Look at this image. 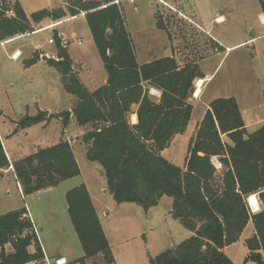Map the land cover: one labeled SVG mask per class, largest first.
<instances>
[{
	"label": "trees",
	"instance_id": "trees-1",
	"mask_svg": "<svg viewBox=\"0 0 264 264\" xmlns=\"http://www.w3.org/2000/svg\"><path fill=\"white\" fill-rule=\"evenodd\" d=\"M115 1L75 0L67 9L45 8L28 15L18 0L8 7L7 0H0V41L32 33L47 19L55 23L85 13L107 82L88 89L74 72L69 51L56 33L58 59L43 58L59 71L64 88L77 101L72 110L55 116L61 117L64 125L69 124L71 115L79 125H91L82 136L87 156L102 166L108 191L117 203H137L148 211L164 196L173 199L171 216L193 234L151 256L150 264H234L223 249L238 241L249 221L256 233L246 240L250 253L245 262L264 264V123L249 132L236 97L215 98L191 138L185 166L163 156L173 139L187 130L195 83L205 75L199 60L188 59L186 54L178 53L180 62L166 56L141 64L123 8ZM259 1L264 13V0ZM9 11L13 13L8 15ZM155 19L156 27L172 39L174 21L160 11ZM183 38L187 43L186 36ZM208 39L210 48L222 47ZM39 59L36 52L27 65ZM152 88L162 92L159 100L152 97ZM133 114H137L136 123L131 122ZM40 119L28 117L20 126ZM215 157L223 166L219 178ZM10 165L0 140V169ZM12 165L25 196L81 175L68 140L39 148ZM251 195L250 204L257 212L249 205ZM66 201L84 251L76 262L88 264V259L101 254L112 264V247L87 185L82 182L69 189ZM33 227L27 207L0 216V264H30L44 258L37 234L27 232ZM7 245L12 246L11 251L6 250Z\"/></svg>",
	"mask_w": 264,
	"mask_h": 264
},
{
	"label": "rangeland",
	"instance_id": "rangeland-1",
	"mask_svg": "<svg viewBox=\"0 0 264 264\" xmlns=\"http://www.w3.org/2000/svg\"><path fill=\"white\" fill-rule=\"evenodd\" d=\"M14 1L7 0L5 7L12 6ZM18 1L30 15L45 8L67 9L75 0ZM165 1L174 8L159 0H135V3L121 0L119 5L123 8L133 36L139 62L147 60L148 50L160 54L162 43L170 41L176 46L177 53L186 54L188 59L199 60L200 70L212 76L209 81H203L202 86L206 83L203 94L196 98L194 91L192 100L190 99L193 113L187 130L178 134L170 146L162 151V155L167 159L184 167L191 138L207 110V100L234 96L240 102L250 130L260 126L256 124L260 119L264 122V23L259 17V0ZM158 11L175 22L171 25L172 39L164 30L156 27L155 14ZM179 12L187 13L205 29H210L211 35L222 42L223 47L219 51L210 48L208 35ZM12 13L7 12L8 15ZM220 14L225 17L224 22L215 20ZM68 18L59 21L61 23L51 29L31 33L26 38L0 45V138L12 156L21 152L32 154L37 148L36 144H51L52 140L58 142L62 137L69 139L73 144L72 149L79 162L81 175L64 180L51 190L23 198L13 173L1 172L0 216L27 207L46 257L51 259L53 256L65 255L69 260L67 264H80L75 260L82 257L84 251L67 210L66 193L85 182L94 196L100 199L98 207L106 226L116 221V225L121 226L122 232L112 236L114 249L121 252L119 256L123 257L127 264H150L151 256H156L191 236L190 231L170 215L173 199L165 196L157 206L146 211L137 203L119 204L111 194H102L101 187L107 185L103 168L98 162L89 160L82 137L76 136L83 126L74 121L65 131L63 119L55 116L56 112L73 109L77 101L76 96L64 88L61 74L55 67L50 66L43 56L37 62L27 65V60L36 52L42 55L49 53L51 57L44 55L46 58L57 56L55 34L58 33L61 39L60 34L64 33L68 39L66 47L73 65H77L73 70L77 69L81 82L93 90L105 82L107 72L86 17L77 15L73 19ZM53 23L47 19L36 27L43 28L44 25ZM73 33H76V39L83 38L84 42L78 44L77 40L72 38ZM181 34L188 39V46ZM253 36L260 37L230 50L226 48ZM50 38L55 42L49 43ZM36 45H42L41 51H36ZM16 47L22 50L23 56L12 60L9 55ZM203 55L206 56L202 57ZM198 82L195 83V90ZM40 111L53 114L42 117L29 126H20L24 119L36 117ZM130 119L134 123L133 115ZM90 129L91 126L84 130L85 133ZM213 161L219 178L223 171L222 163L219 157L213 158ZM107 200L111 201L115 211L114 215H109L108 218L104 217L103 213L109 212V209L103 212L102 208ZM254 229V223L251 221L244 235L251 236ZM11 249V245L6 246L7 251ZM233 249L237 264H246L243 245L239 244ZM92 264H105L104 258H95Z\"/></svg>",
	"mask_w": 264,
	"mask_h": 264
},
{
	"label": "crops",
	"instance_id": "crops-1",
	"mask_svg": "<svg viewBox=\"0 0 264 264\" xmlns=\"http://www.w3.org/2000/svg\"><path fill=\"white\" fill-rule=\"evenodd\" d=\"M166 2V1H165ZM132 3H135V1L134 2H132ZM152 4L154 5V2H152ZM168 6H170V7H172V8H174L172 5H170V4H167ZM137 7H135V9H136ZM25 10V9H24ZM26 12V11H25ZM180 14H182V16H184L185 17V19L186 20H188L189 22H191L192 24H194L195 26L197 25L198 26V28H200V30H202L206 35H208L209 37H211V38H213V39H215V36H212L211 35V33H210V29L209 30H207V29H205L201 24H199L198 22H196V20L194 19V18H192V17H190L187 13H185V12H179ZM80 15H83V16H85V14H80ZM222 17L223 18V20L222 21H219V17ZM76 17V16H75ZM75 17H70L71 19H73V18H75ZM259 17H260V20H261V22L262 23H264V13L262 12V10H261V12L259 13ZM215 20L217 21V22H224V20H225V17L223 16V15H217L216 17H215ZM61 23V22H60ZM60 23H53V24H47V25H44V27L43 28H41L40 29V31H43V30H47V29H51V28H53V27H56L57 25H59ZM40 31H38V32H40ZM37 33V32H36ZM76 33H73V35H75ZM61 35H64V36H66L64 33H61L60 34V37H61ZM260 36H253L252 38H250V39H246V40H243V41H241L240 43H237V44H235L234 46H227L226 48H227V50H230V49H232V48H234V47H236V46H239V45H242V44H244V43H248V42H252V41H254V40H256L257 38H259ZM170 38V37H169ZM30 40L32 41L33 40V38L31 37L30 38ZM222 47H223V44H222V42H220L218 39H215ZM161 53L160 54H156V53H154L153 51H151V50H148L147 51V53H148V58H147V60L145 61V62H140L141 64H143V63H147V62H150V61H152V60H155V59H159V58H163V57H166V56H174L175 58H178V60H179V62H180V58L178 57L179 56V54L176 52L177 50H176V46L172 43V42H167L166 44H164V43H162V45H161ZM175 48V49H174ZM17 50H19V51H21V53H22V55L19 57V59L23 56V52H22V50L20 49V48H18V47H16L11 53H10V55H9V57L12 59V57H11V55H12V53H14L15 51H17ZM137 51V50H136ZM217 51H219V50H217ZM57 53V52H56ZM41 54V53H40ZM12 60H18V59H12ZM138 60H139V58H138ZM202 60V59H201ZM27 62H28V60H27ZM200 64V63H199ZM200 66V65H199ZM73 67L75 68V65H73ZM76 68H77V65H76ZM202 71V70H201ZM74 72L77 74L78 73V71H77V69L76 70H74ZM202 73L204 74V75H208L207 73H204L203 71H202ZM78 76V75H77ZM210 76V75H209ZM79 77V76H78ZM212 78V76H210V79ZM80 79V78H79ZM204 79V78H203ZM209 79V80H210ZM62 80V79H61ZM208 80V81H209ZM205 82H206V80H204ZM107 82V78H105V82L103 83V84H105ZM84 84V83H83ZM102 84V85H103ZM205 85H206V83H205ZM205 85L204 86H202L201 87V92H200V94H203V91H204V88H205ZM89 89V88H88ZM90 90H93V89H90ZM153 90H155L154 92H152L151 94H152V96L154 97V99H156V100H159L160 99V97H161V91L159 90V89H156V88H153ZM196 91V90H195ZM195 95V94H194ZM196 96V95H195ZM199 96V95H198ZM196 98H197V96H196ZM237 99V98H236ZM192 100V99H191ZM213 99H209V100H207V102H206V104H207V108L209 107V104H210V102L212 101ZM238 103H239V106H240V109H241V112H242V115H243V118H244V121H245V123H246V127H247V130L249 131V132H253V131H255V130H257L258 128H260L262 125H263V120L262 119H260L259 121H257L256 122V124H258V125H260L257 129H255V130H250V124L249 123H247V121H246V118H245V115H244V113H243V111H242V108H241V105H240V102L238 101ZM72 110V109H71ZM50 114H53V113H51V112H49V116H51ZM56 114H59V112H56ZM48 116V117H49ZM60 119H61V117H59ZM133 118H134V120L135 121H133L134 123L138 120V118H137V114H133ZM74 121H76V119H75V117H74V115H71V119H70V122H69V124L66 126V125H64L65 127V131L68 129V127H69V125L72 123V122H74ZM77 122V121H76ZM91 125L89 124V125H86V126H83V129H81V130H79L78 132H79V134L78 135H76V136H80V137H82L83 136V134L85 133V131L84 130H86V129H88L89 127H90ZM64 132V131H63ZM64 137H62V140H65V139H63ZM61 138H59V140H60ZM66 139H68V138H66ZM0 140H1V138H0ZM59 140H58V142H59ZM80 140V139H79ZM2 141V144H3V146H4V148H5V151H6V153H7V155H8V157H9V160H10V163H11V165H10V167L9 168H4V169H0V173L1 172H12L13 173V178L16 180V182H17V187H18V189H19V191H20V193H21V195H22V197L23 198H26L27 196H25L24 195V192H23V189H22V186H21V183L18 181V179H17V175H16V173H15V171H14V167H13V165H12V163L15 161V160H17V159H20V158H22V157H24V156H27V155H30V154H25L24 152H21V154H18L17 156H12L11 155V152H10V150H9V148H7V146L5 145V142L3 141V140H1ZM55 141H57V140H55ZM55 141H53L52 140V142H51V144H44V145H42V144H36L35 146L37 147L36 148V150H35V152L39 149V148H42V147H48V146H52V145H54V144H56V143H58V142H55ZM68 141H70L69 139H68ZM70 144H71V146H72V148H73V144H72V142L70 141ZM86 145V144H85ZM18 152H20V151H18ZM34 153V152H33ZM32 153V154H33ZM76 159H77V157H76ZM79 163V162H78ZM85 183V182H84ZM86 184V183H85ZM106 184H107V182H106ZM87 185V187H88V190H89V192H90V195H91V198H92V201H93V203H94V206H95V208H96V210H97V213H98V215H99V217H100V220H101V222H102V226H103V228H104V230H105V233H106V236H107V238H108V240H109V243H110V245H111V247H112V252H113V255H114V258H115V261L112 263V264H127V262H126V260L123 258V257H121V256H119L120 255V253L121 252H116V250L114 249V244H113V242H112V236H115L116 235V233H121L122 232V229H121V226L120 225H116L117 224V221L115 222V223H113V224H108V226H106V223L104 222V220H103V218H102V216H101V211H100V209H99V207H98V202L100 201V199H99V197L97 198L96 196H94V194H93V191L91 190V188L88 186V184H86ZM53 187H49V188H46V189H43V190H40V191H38V192H36V193H40V192H43V191H46V190H51ZM107 190V191H106ZM101 193L102 194H110V192L108 191V188H107V185H105V186H102L101 187ZM33 195V194H32ZM111 197H113L112 195H110ZM165 197V196H164ZM162 198L161 200H160V202L163 200V199H165V198ZM99 199V200H98ZM25 200V199H24ZM159 202V203H160ZM112 203H111V201H109L108 202V200H107V202L105 203V206L104 207H102L103 208V212H105L106 210H108L109 209V212H106L105 214L103 213V216L104 217H106V218H108V217H110V216H112V215H114V213H115V211H114V206H112L111 205ZM121 204V203H120ZM107 205V206H106ZM172 208V207H171ZM171 208H170V210H171ZM259 210H261V204H260V202H259ZM151 209V208H150ZM150 209L148 210V211H150ZM67 210H68V206H67ZM169 210V211H170ZM258 210V211H259ZM257 212V211H256ZM110 215V216H109ZM116 215V214H115ZM171 215V214H170ZM119 221V220H118ZM250 222L251 221H249V223H248V225L250 224ZM35 225V224H34ZM248 225H247V227H248ZM247 227L245 228V229H247ZM190 231V230H189ZM256 233V230L254 229V231H253V233L251 234V236H245L244 234H245V230H244V232L242 233V235L240 236V238L238 239V241H236V242H234L233 244H231V245H228V246H226V247H224V252L232 259V261L234 262V264H237V258H236V256L233 254V247L234 246H237V245H239V244H241V245H243V251H245V259H246V257L248 256V254H249V252H250V250H249V248L247 247V245H246V240L248 239V238H250V237H252L254 234ZM193 234V232L192 231H190V235H192ZM189 235V236H190ZM43 248V247H42ZM84 255V254H83ZM103 258V256L100 254V255H97L96 257H93V258H90V259H88L87 260V263L88 264H92L93 263V261H94V259L95 258ZM154 257V256H153ZM63 258H65V260H66V262H68L69 260L67 259V257L65 256V255H59V256H53L50 260L52 261L53 259H63ZM132 258V257H131ZM79 259V258H78ZM77 259V260H78ZM133 259V258H132ZM245 259H244V262H245ZM77 260H75V262L77 261ZM104 263L105 264H108L105 260H104ZM246 264H257L256 262H254V261H252V260H249V261H247L246 262Z\"/></svg>",
	"mask_w": 264,
	"mask_h": 264
},
{
	"label": "built area",
	"instance_id": "built-area-1",
	"mask_svg": "<svg viewBox=\"0 0 264 264\" xmlns=\"http://www.w3.org/2000/svg\"><path fill=\"white\" fill-rule=\"evenodd\" d=\"M131 2H134L135 0H130ZM161 3H164V4H166L167 5V3L165 2V0H159ZM120 2H121V0H116L115 1V3H118V4H120ZM137 9V8H136ZM82 14H85V13H82ZM75 17V16H74ZM72 18V17H71ZM71 18H68V19H71ZM58 23H60V22H58ZM57 24V23H56ZM38 31H40V29L39 30H36V31H34V32H32V33H36V32H38ZM31 33H26V34H21V35H18V36H15V37H13V38H10V39H7V40H4V41H0V45H5L6 43H10V42H13V41H15V40H17V39H20V38H23V37H27V36H29ZM72 38H75L76 39V34L75 35H72ZM62 39V45L63 46H65L66 47V45H67V43H68V39L66 38V36H64L63 38H61ZM77 40V42H78V44H82L83 42H84V39L83 38H77L76 39ZM55 42V40L53 39V38H50L49 39V43H54ZM41 48H42V45H36V47H35V49H36V51H41ZM218 49H216V51H217ZM22 55V53H21V51H19V50H17V51H15L14 53H12V55H11V57H12V59H19V57ZM41 55V57L43 56L44 57V55H46V56H50V54L49 53H45V54H43L42 55V53L40 54ZM51 57V56H50ZM54 59H58L57 58V56H52ZM205 79H207V80H209L210 79V76L209 75H205V77H204V79L203 80H205ZM152 92H154V90H153V88L151 89V93ZM33 224H34V222H33ZM32 231H34L36 234H37V230H36V227H35V225H34V227H33V229H27V232L28 233H32ZM37 236H38V234H37ZM39 238V237H38ZM64 260H65V258H63ZM63 259H57V260H55V262L53 263L50 259H48L47 257H46V255H45V253H44V258L42 259V260H33V261H31L30 262V264H67V262L65 261V263H60V261L61 260H63Z\"/></svg>",
	"mask_w": 264,
	"mask_h": 264
},
{
	"label": "bare ground",
	"instance_id": "bare-ground-1",
	"mask_svg": "<svg viewBox=\"0 0 264 264\" xmlns=\"http://www.w3.org/2000/svg\"><path fill=\"white\" fill-rule=\"evenodd\" d=\"M222 20H223V18L220 16V17H219V21H222ZM203 81H204V80H199V82L197 81V82H198V83H197L198 85H197V88H196V91H195V95H196V96H198V95L200 94V92H201V87H202V85H203ZM154 91H155V90H154ZM255 197H256V199L258 200L257 195H255ZM251 198H252V195L249 197V205L252 207V205L250 204V203H251ZM258 202H259V200H258ZM252 209H253V207H252ZM253 211L256 212L254 209H253ZM65 261H66V260L63 259V260L60 261V263H65Z\"/></svg>",
	"mask_w": 264,
	"mask_h": 264
},
{
	"label": "water",
	"instance_id": "water-1",
	"mask_svg": "<svg viewBox=\"0 0 264 264\" xmlns=\"http://www.w3.org/2000/svg\"><path fill=\"white\" fill-rule=\"evenodd\" d=\"M108 31L111 32V29H109ZM63 37H64V35H61V38H63ZM176 61L179 62L178 58H176ZM75 67H76V65H75ZM47 116H49V111H40L36 117L41 118V117H47ZM245 138L247 139L248 137L245 136ZM248 202H249V198H248ZM251 209H252V207H251ZM252 211H253V209H252ZM55 260L56 259H53L52 262L54 263Z\"/></svg>",
	"mask_w": 264,
	"mask_h": 264
}]
</instances>
